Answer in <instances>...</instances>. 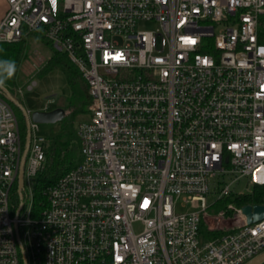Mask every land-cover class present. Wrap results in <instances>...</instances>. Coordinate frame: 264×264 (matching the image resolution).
Instances as JSON below:
<instances>
[{"label":"built area","instance_id":"2783aa9c","mask_svg":"<svg viewBox=\"0 0 264 264\" xmlns=\"http://www.w3.org/2000/svg\"><path fill=\"white\" fill-rule=\"evenodd\" d=\"M7 4L0 42L44 35L90 103L81 160L38 209L49 140L31 120L20 190L27 134L0 94V264H247L264 253V219L220 205L264 186V0ZM181 199L194 209L177 212Z\"/></svg>","mask_w":264,"mask_h":264},{"label":"trees","instance_id":"16d2710c","mask_svg":"<svg viewBox=\"0 0 264 264\" xmlns=\"http://www.w3.org/2000/svg\"><path fill=\"white\" fill-rule=\"evenodd\" d=\"M258 30L259 39L261 42H264V14L260 17ZM30 37L50 45L44 35L34 32L24 35L19 41L11 43L0 42V60L14 61L16 66L14 75L11 78L6 79L4 86L8 88L20 102H22V99L16 92V76L20 64L26 58V44ZM56 67H61L68 75L69 84L73 90L71 101L72 109L71 113L68 115L66 114V117L64 118L65 121L62 124L61 133L49 141V147L46 152V165H44L41 172L33 181L34 204L35 207H38V209H43L47 205L46 190L62 175L77 166L81 160L80 139L74 127V119L77 114L88 112V105L90 103V91L88 89V84L81 75L79 69L71 61H69V58L65 54L53 50L44 71H50ZM0 94L7 98L2 92H0ZM11 104L15 108L18 115V111H20V109L12 102ZM21 128L23 135L25 136L27 134V126L22 127L21 125ZM19 194H15L16 203H19L20 201ZM229 202H233L238 206L246 204H264V186H254L252 190L249 193L244 194V196L239 195L230 197L229 199L223 201L220 205H225Z\"/></svg>","mask_w":264,"mask_h":264},{"label":"rangeland","instance_id":"374dc122","mask_svg":"<svg viewBox=\"0 0 264 264\" xmlns=\"http://www.w3.org/2000/svg\"><path fill=\"white\" fill-rule=\"evenodd\" d=\"M3 16L0 18V22ZM148 26V25H147ZM150 27V26H148ZM53 48L51 45L45 44L43 41L30 37L26 44V58L19 66L16 76V84L21 89L20 96L25 108L30 112L40 111L47 112L52 109L62 108L66 111L67 115L71 113V101L73 96L72 87L69 84L68 75L61 67H56L50 71H44L47 66V60L52 55ZM34 65V69H29L30 65ZM36 81V85L32 88H28V83ZM18 117L22 127L26 126L25 117L22 112L18 111ZM88 118V114L79 113L74 119V127L77 131V127L80 122ZM63 121L56 123H38L37 128L34 129L33 134L44 137L47 140H52L61 133ZM241 187H244L243 181ZM210 202L213 201L212 197L208 196ZM184 199L178 201L177 212H188L192 209V203H183ZM234 225V222H232ZM264 264V261L261 262Z\"/></svg>","mask_w":264,"mask_h":264},{"label":"water","instance_id":"95a60500","mask_svg":"<svg viewBox=\"0 0 264 264\" xmlns=\"http://www.w3.org/2000/svg\"><path fill=\"white\" fill-rule=\"evenodd\" d=\"M0 92H2L15 106H17L20 109L26 121V126H27L26 146L23 155L22 167L20 171V183H19V189L21 190L23 184L25 158L30 147V139H31L30 121L33 120L38 123L40 122L56 123L58 121H63L67 113L64 109L57 108L47 112L35 111L32 112L30 115L29 111L25 108L24 104L20 102L18 98L9 91L8 88H6L5 86L0 87ZM242 212L244 215H246L247 222L249 224L261 221L264 219V204H255V205L246 204L242 207ZM262 261H264V253L260 254L259 256H257L247 264H261Z\"/></svg>","mask_w":264,"mask_h":264},{"label":"clouds","instance_id":"9594fccd","mask_svg":"<svg viewBox=\"0 0 264 264\" xmlns=\"http://www.w3.org/2000/svg\"><path fill=\"white\" fill-rule=\"evenodd\" d=\"M15 68L14 61L0 60V87L5 85L6 79H9L14 75Z\"/></svg>","mask_w":264,"mask_h":264},{"label":"crops","instance_id":"0c3cea01","mask_svg":"<svg viewBox=\"0 0 264 264\" xmlns=\"http://www.w3.org/2000/svg\"><path fill=\"white\" fill-rule=\"evenodd\" d=\"M7 6V0H0V18L6 13Z\"/></svg>","mask_w":264,"mask_h":264}]
</instances>
